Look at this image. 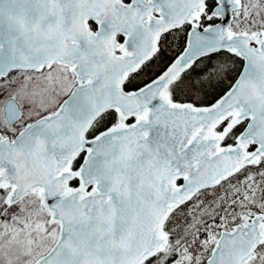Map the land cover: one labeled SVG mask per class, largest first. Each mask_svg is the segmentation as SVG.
<instances>
[{
  "label": "snow or ice",
  "instance_id": "6c2138e0",
  "mask_svg": "<svg viewBox=\"0 0 264 264\" xmlns=\"http://www.w3.org/2000/svg\"><path fill=\"white\" fill-rule=\"evenodd\" d=\"M0 264H264V0H0Z\"/></svg>",
  "mask_w": 264,
  "mask_h": 264
}]
</instances>
